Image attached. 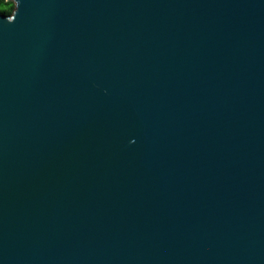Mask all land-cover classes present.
Returning <instances> with one entry per match:
<instances>
[{"label": "water", "instance_id": "water-1", "mask_svg": "<svg viewBox=\"0 0 264 264\" xmlns=\"http://www.w3.org/2000/svg\"><path fill=\"white\" fill-rule=\"evenodd\" d=\"M13 1L0 264H264V0Z\"/></svg>", "mask_w": 264, "mask_h": 264}, {"label": "trees", "instance_id": "trees-1", "mask_svg": "<svg viewBox=\"0 0 264 264\" xmlns=\"http://www.w3.org/2000/svg\"><path fill=\"white\" fill-rule=\"evenodd\" d=\"M14 1L13 0H0V12L6 15H10L14 9Z\"/></svg>", "mask_w": 264, "mask_h": 264}]
</instances>
